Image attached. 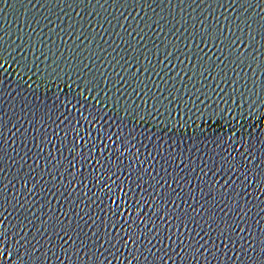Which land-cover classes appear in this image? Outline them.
I'll return each mask as SVG.
<instances>
[{
    "label": "water",
    "instance_id": "95a60500",
    "mask_svg": "<svg viewBox=\"0 0 264 264\" xmlns=\"http://www.w3.org/2000/svg\"><path fill=\"white\" fill-rule=\"evenodd\" d=\"M0 264H264V0H0Z\"/></svg>",
    "mask_w": 264,
    "mask_h": 264
},
{
    "label": "snow or ice",
    "instance_id": "6c2138e0",
    "mask_svg": "<svg viewBox=\"0 0 264 264\" xmlns=\"http://www.w3.org/2000/svg\"><path fill=\"white\" fill-rule=\"evenodd\" d=\"M233 231H235V229H233ZM221 235H225L226 236V239H228V240H231L232 239V237H231V235L230 234H225V233H221ZM233 243H234V241H233ZM225 247H226V245H225Z\"/></svg>",
    "mask_w": 264,
    "mask_h": 264
}]
</instances>
